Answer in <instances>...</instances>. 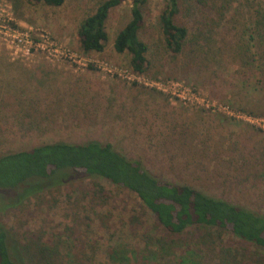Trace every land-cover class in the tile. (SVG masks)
<instances>
[{"label":"rangeland","instance_id":"374dc122","mask_svg":"<svg viewBox=\"0 0 264 264\" xmlns=\"http://www.w3.org/2000/svg\"><path fill=\"white\" fill-rule=\"evenodd\" d=\"M103 1L66 0L51 8L0 0V15L6 14L17 32L29 34L34 42L46 34L94 62L75 69L33 51L28 59L10 58L0 41V155L57 142L108 143L160 179L264 215V129L184 105L105 71L133 73L124 55L120 61L112 57L114 34L129 20L130 0L109 14L105 54H82L78 26ZM164 6L165 0H148L142 9L146 23L141 37L150 47L152 67L138 77L178 81L217 105L264 120V0L230 1L224 18L201 36L204 44L193 39L181 56L165 48L157 19ZM140 206L133 193L86 179L5 210L0 219L17 238L71 234L75 252L82 245L87 257L99 262L111 246L126 242V222L120 215L136 212L133 232H139L146 220L140 218ZM109 212L114 219L101 226L100 218ZM149 221L155 222L154 217ZM236 243L221 234L216 256L220 245Z\"/></svg>","mask_w":264,"mask_h":264},{"label":"trees","instance_id":"16d2710c","mask_svg":"<svg viewBox=\"0 0 264 264\" xmlns=\"http://www.w3.org/2000/svg\"><path fill=\"white\" fill-rule=\"evenodd\" d=\"M26 1L59 8L66 0ZM125 1L104 0L80 22L77 49L82 54L103 52L109 14ZM130 1L129 20L115 34L113 48L128 57L133 73L147 74L152 67L150 47L141 33L146 23L142 9L148 0ZM230 1L165 0L157 19L169 54L181 56L193 39L203 45L201 36L224 18ZM260 27L264 29V24ZM86 179L133 193L141 204L140 218L146 219L139 232H133L136 212L120 215L126 222V242L111 246L97 262L87 257L82 245L75 252L71 234L17 238L0 219V264H264L263 214L160 179L141 161L128 159L108 143L57 142L0 155V213ZM111 218L110 212L101 217V226H107ZM224 233L237 243L220 245L216 256V244Z\"/></svg>","mask_w":264,"mask_h":264},{"label":"built area","instance_id":"2783aa9c","mask_svg":"<svg viewBox=\"0 0 264 264\" xmlns=\"http://www.w3.org/2000/svg\"><path fill=\"white\" fill-rule=\"evenodd\" d=\"M0 41L5 45L10 58L14 55L16 58L28 59L33 51L39 52L48 61L55 59L66 61L75 67V69H83L86 68L88 64L94 63L91 60L80 57L74 51L62 48L46 34L41 35L38 42H34L29 34L17 32L11 26V20L6 14L0 15ZM109 69L110 70H105L109 74L112 73V75H117L128 82H141L150 89L160 91L165 95L178 99L179 102L184 105H195L207 111L222 113L237 122H248L256 127L264 129V120L261 118L232 110V108L226 105H217L214 101L207 100L206 98L194 94L189 88L178 81L169 80L167 82H160L141 80L138 77L140 74L126 73L125 70L116 71L111 68Z\"/></svg>","mask_w":264,"mask_h":264},{"label":"crops","instance_id":"0c3cea01","mask_svg":"<svg viewBox=\"0 0 264 264\" xmlns=\"http://www.w3.org/2000/svg\"><path fill=\"white\" fill-rule=\"evenodd\" d=\"M118 30H120V29H118ZM118 32V31H117ZM116 34V33H115ZM115 34H114V36H115ZM112 48H113V45H112ZM106 49V48H105ZM103 50V52H101V53H91V54H100V55H104L105 54V52H106V50ZM114 53H115V56H112L113 57V59L115 60V61H120V55H124L125 56V60L126 61H128V63H129V59H128V57L125 55V54H118V53H116L115 51H114ZM111 57V58H112Z\"/></svg>","mask_w":264,"mask_h":264}]
</instances>
